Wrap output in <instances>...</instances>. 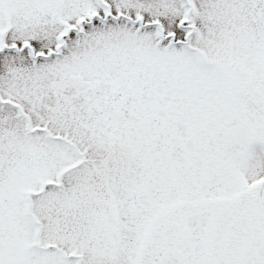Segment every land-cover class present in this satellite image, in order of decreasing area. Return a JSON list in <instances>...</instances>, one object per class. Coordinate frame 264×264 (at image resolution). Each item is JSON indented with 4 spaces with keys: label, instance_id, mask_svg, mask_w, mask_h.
Here are the masks:
<instances>
[{
    "label": "snow or ice",
    "instance_id": "obj_1",
    "mask_svg": "<svg viewBox=\"0 0 264 264\" xmlns=\"http://www.w3.org/2000/svg\"><path fill=\"white\" fill-rule=\"evenodd\" d=\"M0 264H264V0H0Z\"/></svg>",
    "mask_w": 264,
    "mask_h": 264
}]
</instances>
